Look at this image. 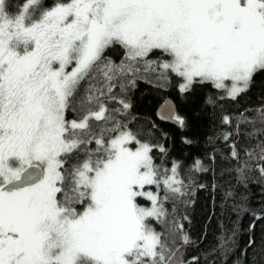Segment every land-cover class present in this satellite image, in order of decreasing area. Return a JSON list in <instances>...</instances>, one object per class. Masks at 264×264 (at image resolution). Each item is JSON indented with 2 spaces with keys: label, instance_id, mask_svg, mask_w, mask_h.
Segmentation results:
<instances>
[{
  "label": "snow or ice",
  "instance_id": "snow-or-ice-1",
  "mask_svg": "<svg viewBox=\"0 0 264 264\" xmlns=\"http://www.w3.org/2000/svg\"><path fill=\"white\" fill-rule=\"evenodd\" d=\"M141 66L236 99L264 71V0H25L15 15L0 0V264H173L154 222L186 194L179 165L161 170L113 115Z\"/></svg>",
  "mask_w": 264,
  "mask_h": 264
},
{
  "label": "trees",
  "instance_id": "trees-1",
  "mask_svg": "<svg viewBox=\"0 0 264 264\" xmlns=\"http://www.w3.org/2000/svg\"><path fill=\"white\" fill-rule=\"evenodd\" d=\"M55 2L44 0V5ZM24 3L6 0V11L15 15ZM104 55L119 64L124 50L114 45ZM148 59L170 58L153 53ZM154 67L155 71H145L141 66L135 85L123 93L116 87L114 95L131 108L126 115H113L138 139L153 146L152 156L161 170L179 165L186 194L175 203H165L170 213L166 224L154 222L176 253L173 264H264V174L260 171L264 167L260 159L264 71L254 74L246 92L230 99L211 83L194 84L191 91L181 93V78L171 71L162 78V70ZM168 98L176 106L177 117L184 120L182 127L157 118L159 107ZM106 103L110 111L122 108L115 101ZM225 116L230 124L223 122ZM197 160L206 170H193Z\"/></svg>",
  "mask_w": 264,
  "mask_h": 264
},
{
  "label": "water",
  "instance_id": "water-1",
  "mask_svg": "<svg viewBox=\"0 0 264 264\" xmlns=\"http://www.w3.org/2000/svg\"><path fill=\"white\" fill-rule=\"evenodd\" d=\"M162 116L169 117V118H162ZM175 117H177V110L176 106L172 99L168 98L158 109L157 111V118L161 121L172 123L179 125Z\"/></svg>",
  "mask_w": 264,
  "mask_h": 264
},
{
  "label": "rangeland",
  "instance_id": "rangeland-1",
  "mask_svg": "<svg viewBox=\"0 0 264 264\" xmlns=\"http://www.w3.org/2000/svg\"><path fill=\"white\" fill-rule=\"evenodd\" d=\"M229 83H230V82H229ZM225 94H226V96H227V93H226V92H225ZM227 97H228V96H227ZM149 190L155 191V189H151V188H150Z\"/></svg>",
  "mask_w": 264,
  "mask_h": 264
}]
</instances>
